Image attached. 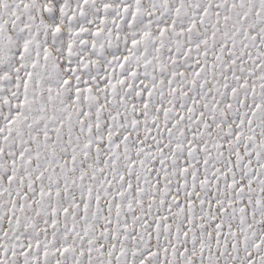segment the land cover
I'll return each instance as SVG.
<instances>
[{"label": "snow or ice", "instance_id": "snow-or-ice-1", "mask_svg": "<svg viewBox=\"0 0 264 264\" xmlns=\"http://www.w3.org/2000/svg\"><path fill=\"white\" fill-rule=\"evenodd\" d=\"M0 264H264V0H0Z\"/></svg>", "mask_w": 264, "mask_h": 264}]
</instances>
